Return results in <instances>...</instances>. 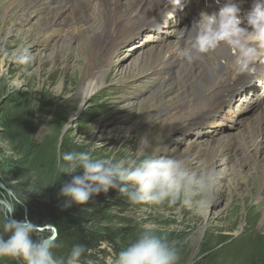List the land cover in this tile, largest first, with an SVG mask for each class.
Returning a JSON list of instances; mask_svg holds the SVG:
<instances>
[{"label":"rangeland","instance_id":"374dc122","mask_svg":"<svg viewBox=\"0 0 264 264\" xmlns=\"http://www.w3.org/2000/svg\"><path fill=\"white\" fill-rule=\"evenodd\" d=\"M31 1L0 0V48L7 53L0 51V200L10 203L12 210L16 206L8 218L56 229L48 222L49 214L60 218L68 215L79 221V215L102 209L93 221L82 216L80 225L95 229L97 224H129L136 229L170 234L171 242L178 246L179 264H264V158L255 162V154L241 168L233 166L224 155L214 158L205 151H201L199 161L190 162L196 170L215 168L219 174L216 197L207 208L195 203L189 208L180 201L171 206L132 204L116 189L101 192L82 205L61 195L62 187L80 170L61 172L62 142L70 151L88 152L93 159H111L114 163L138 158V152L145 147L142 131L151 137L150 147H145L147 155L182 158L186 146L193 142L182 131L168 134L161 115L146 116L155 100L141 98L157 84L161 87L163 75L153 69L145 76L129 78L133 64L127 55L129 50L110 54L103 85L80 107L76 90L88 66V55L95 58L91 61L100 59L96 56L98 43L93 40H97L96 33L89 38L88 28L81 27L87 32L75 34L77 39L70 42L67 34L77 32L75 27H79L69 25L71 17L47 28L45 18L50 12L42 1H37L38 7ZM95 8L101 16L104 7ZM83 41L92 43L84 50L78 49L77 43ZM133 46L140 49V39ZM19 49H26L32 57L28 65L15 60ZM159 73L161 79L157 82L153 77ZM226 131L238 132L234 138L241 139L238 125L233 123ZM217 136L213 134V138ZM30 142L35 144L31 154ZM20 160L25 164L20 171L22 179L18 180L9 170L16 169ZM18 200L22 201L17 204ZM0 209H5L1 203ZM103 216L109 220L101 222ZM4 223V211L0 210V234ZM38 233L44 237L55 234L52 240L57 247L53 251L66 260L73 248L71 243L60 240L57 230H37V239ZM117 255L112 246L104 244L87 251L81 264H112Z\"/></svg>","mask_w":264,"mask_h":264},{"label":"bare ground","instance_id":"6f19581e","mask_svg":"<svg viewBox=\"0 0 264 264\" xmlns=\"http://www.w3.org/2000/svg\"><path fill=\"white\" fill-rule=\"evenodd\" d=\"M32 1V4L36 5L38 0ZM40 1L44 4V9L51 14L45 18L47 20L45 27L50 28L59 21L64 23L68 15L71 17L69 25L79 26L75 27L77 32H70L71 35L67 32L69 33L67 39H70V42L77 39L75 34L82 36L87 32L82 31L81 27L88 28L91 33L89 38L94 37L96 33L97 40L94 38L93 40L98 43L96 56L100 59L91 61L94 57L88 55V66L86 64L76 90V96L81 100L80 107L103 85L108 73L104 67L110 54L129 50L131 52L127 55L133 59L127 75L129 78L134 75L145 76L153 69L163 75L161 87L159 88L160 84L156 83L154 90L141 100L147 98L149 101L155 100L151 103L146 116L161 115L168 134L172 131L173 133L182 131L190 137L193 143L186 146L182 158L192 162L199 158L201 151H205L212 153L214 158L224 155L226 160L239 168L242 164H247L248 157L254 154L255 162L264 158V154L261 153L264 146V98L256 96L249 103L243 102V98L254 93L259 86L262 87L261 94L264 92V66L257 64L255 73L242 74L235 65L234 55L228 49L218 50L192 63H188L180 55L182 49L188 45L190 33L187 29L191 27L193 21L200 18L201 12L211 14L217 11V7L206 6L208 0H202L198 9L188 7L192 0H173L166 7L162 0ZM241 1L243 4L248 2L250 7L254 2L233 0L239 5ZM96 5L104 7L101 16L95 10ZM161 8L164 9L163 12ZM167 15H171V18L175 16V20L167 19ZM180 17L188 18L189 26L187 24L178 26L177 18L180 20ZM136 39L141 41L140 49L133 46ZM126 41L132 42L131 45L127 46ZM91 43L79 42L77 47L84 50ZM160 73L153 77L157 82L161 79ZM229 123L240 127V140H238L240 137L234 138L238 132H234L233 135L234 133L228 134L226 131L232 128ZM142 133L145 144L150 147V135L144 131ZM213 134L218 136L213 138ZM257 179L260 180V177ZM0 203L6 210L12 211L10 203L2 200ZM41 230L53 233V227L44 226Z\"/></svg>","mask_w":264,"mask_h":264},{"label":"clouds","instance_id":"9594fccd","mask_svg":"<svg viewBox=\"0 0 264 264\" xmlns=\"http://www.w3.org/2000/svg\"><path fill=\"white\" fill-rule=\"evenodd\" d=\"M172 2L162 0L165 7ZM215 2L219 5L218 11L201 12L200 18L187 29L190 33L188 45L180 55L192 63L228 49L240 73H255L256 65L264 64V0H254L251 9L243 15L241 6L233 0L223 4L220 0ZM163 10L161 8V12ZM0 51L7 54L3 48ZM14 58L21 65H28L32 59L26 49H19ZM145 147L138 152L137 159L115 163L111 159H93L88 152L63 153L61 172L72 174L82 168L83 175L74 176L66 183L61 195L81 205L93 195L107 193L109 189H116L132 204L167 203L171 206L180 201L189 208L194 203L207 208L214 201L220 179L215 168L199 171L185 158L147 155ZM15 208L12 211L0 209L5 217L0 234V258L22 260L24 264H81L85 246H73L66 260L58 258L53 251L57 247L55 241L40 233L38 239H33L37 228L32 222L8 218ZM178 260V253L170 247L166 237L145 230L118 253L112 264H177Z\"/></svg>","mask_w":264,"mask_h":264},{"label":"trees","instance_id":"16d2710c","mask_svg":"<svg viewBox=\"0 0 264 264\" xmlns=\"http://www.w3.org/2000/svg\"><path fill=\"white\" fill-rule=\"evenodd\" d=\"M30 154L33 152L32 149L35 144L30 142ZM65 145L64 142L61 144L60 148V155L62 157L63 153L67 152H73L70 151V149ZM29 153V152H28ZM26 155V154H25ZM28 156V154L26 155ZM25 161L20 160L18 161L15 166L16 169H10L9 173L11 172L14 179L21 180L22 174H20V171H22V168L24 167ZM35 163L33 162L32 165ZM28 166V165H27ZM35 166V165H34ZM32 166V167H34ZM18 169V171H17ZM8 172V171H7ZM83 175V169L80 168L79 172L76 173L75 176H82ZM51 177V176H50ZM95 198V195L90 197V199ZM102 209L98 211H94L93 213L87 212L84 214L79 215L77 217L79 221L74 217H68L63 215V218L54 216L53 214H49L48 222L52 223L53 226L57 230V235L60 240H64L68 243H71L72 247L80 244L85 246L86 252L89 250H97L100 246L106 244L109 246H112L116 253L118 254L122 249L126 248L131 242H133L143 231L141 229H136L132 225L125 224L121 226H104L97 224L95 229H87L80 225V221L82 219V216H87L89 221H93L99 217V215L102 213ZM109 220V218L101 217L100 221ZM100 222V223H101ZM156 235L166 237L170 247L174 248L176 252L179 254L178 246L173 244L171 242V236L170 234L166 233H160L157 231H153ZM33 239H37L36 235L33 234ZM85 252V253H86ZM8 258H0V262H7L8 264H24V262L21 261H14ZM178 262L177 264H179Z\"/></svg>","mask_w":264,"mask_h":264},{"label":"water","instance_id":"95a60500","mask_svg":"<svg viewBox=\"0 0 264 264\" xmlns=\"http://www.w3.org/2000/svg\"><path fill=\"white\" fill-rule=\"evenodd\" d=\"M36 228H37L38 231H41V229H44V227H42V228L36 227ZM53 230H56V229L53 228ZM54 235L52 237H54ZM52 237H47V238L50 239V240H52Z\"/></svg>","mask_w":264,"mask_h":264}]
</instances>
